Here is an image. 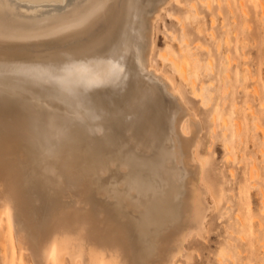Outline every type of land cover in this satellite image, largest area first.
Masks as SVG:
<instances>
[{
    "label": "bare ground",
    "instance_id": "1",
    "mask_svg": "<svg viewBox=\"0 0 264 264\" xmlns=\"http://www.w3.org/2000/svg\"><path fill=\"white\" fill-rule=\"evenodd\" d=\"M151 1L0 0V150L10 160L28 156L26 166L11 163L0 171V224L6 214L19 261L28 251L35 264H65L67 256L72 264H181L178 257L192 258L189 241L207 232L217 204L196 164L191 218L173 231L165 229L172 162L178 160L165 145L179 126L186 131V124L180 125L175 101L152 70L153 31H146V39L141 31L143 9ZM170 1H155L150 24ZM175 61L173 67L188 80L187 69ZM169 81L170 90H180ZM192 88L197 98L199 91ZM16 141L23 143L15 146ZM195 152L186 160L202 169ZM20 170L30 195L52 208L39 234L23 219ZM94 172L105 176L87 187L85 178ZM66 191L89 206L59 200Z\"/></svg>",
    "mask_w": 264,
    "mask_h": 264
},
{
    "label": "rangeland",
    "instance_id": "2",
    "mask_svg": "<svg viewBox=\"0 0 264 264\" xmlns=\"http://www.w3.org/2000/svg\"><path fill=\"white\" fill-rule=\"evenodd\" d=\"M155 1L143 9L141 31L144 39L147 38V30L153 31L155 49L152 70L159 81L163 80L175 101L180 125L182 122L186 124H183L186 131L179 126L174 132L175 140L165 145L166 149L176 151L178 158L172 162L175 176L170 185L173 195L168 202L170 210L165 229L173 231L190 220L195 203L188 198L192 197L194 186L191 183L197 166L203 183L211 189L217 204L215 210L209 213L207 234L203 238L195 236L187 244L192 258L178 257V263L264 264V0H172L166 4L155 24H150ZM161 53L167 57L164 58L166 60L160 58ZM169 58L172 61L168 62ZM173 60L176 63L180 61L178 65L183 64L181 67L187 69L188 80L183 79L173 67ZM169 79L177 88L179 85L183 95L168 88L171 86ZM193 86L199 92L202 89L198 92L204 96L201 102L203 98L201 95L196 98ZM181 118L183 121H180ZM93 137L102 139L101 135ZM12 143L18 146L23 142ZM3 144L4 141H0V149ZM62 147V152H69L68 146L67 150ZM81 152L84 153V150ZM192 152L196 153L198 161H204L202 169L199 163L186 160ZM152 155L154 153L147 156L152 158ZM10 158L9 154L0 150V171L11 163L21 167L27 165L28 156ZM22 173L20 181L27 208L23 219L39 234L45 229L52 208L30 195L28 180ZM92 174L85 178L90 188L94 185L91 179L105 176L101 172ZM155 180L159 181V184L156 183L159 186L158 175H155ZM74 187L82 193L78 184ZM100 192L97 196L104 195ZM211 194L208 201L213 203ZM57 198L65 200L68 205L89 206L79 201L81 195L72 192H63ZM182 206L186 208L182 210ZM0 228V264H35L28 251L23 253V262L19 261L18 245L6 214L2 216ZM70 261L67 256L65 264H72ZM50 262L47 264H53Z\"/></svg>",
    "mask_w": 264,
    "mask_h": 264
}]
</instances>
